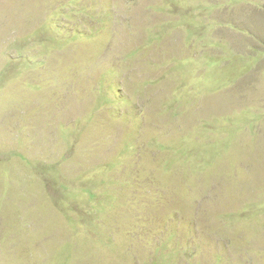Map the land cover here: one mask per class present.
<instances>
[{"label": "rangeland", "instance_id": "rangeland-1", "mask_svg": "<svg viewBox=\"0 0 264 264\" xmlns=\"http://www.w3.org/2000/svg\"><path fill=\"white\" fill-rule=\"evenodd\" d=\"M0 264H264V0H0Z\"/></svg>", "mask_w": 264, "mask_h": 264}, {"label": "bare ground", "instance_id": "bare-ground-1", "mask_svg": "<svg viewBox=\"0 0 264 264\" xmlns=\"http://www.w3.org/2000/svg\"><path fill=\"white\" fill-rule=\"evenodd\" d=\"M70 111V110H69Z\"/></svg>", "mask_w": 264, "mask_h": 264}]
</instances>
